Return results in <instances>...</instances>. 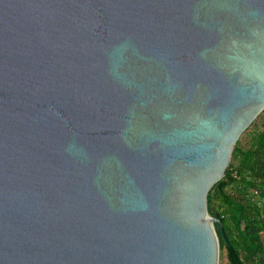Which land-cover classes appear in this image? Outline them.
I'll return each instance as SVG.
<instances>
[{"label": "water", "instance_id": "1", "mask_svg": "<svg viewBox=\"0 0 264 264\" xmlns=\"http://www.w3.org/2000/svg\"><path fill=\"white\" fill-rule=\"evenodd\" d=\"M263 110L264 0H0V264H217Z\"/></svg>", "mask_w": 264, "mask_h": 264}, {"label": "trees", "instance_id": "2", "mask_svg": "<svg viewBox=\"0 0 264 264\" xmlns=\"http://www.w3.org/2000/svg\"><path fill=\"white\" fill-rule=\"evenodd\" d=\"M207 211L221 222L224 238L214 227L228 264H264V124L250 132L247 146L237 140L224 176L208 192Z\"/></svg>", "mask_w": 264, "mask_h": 264}, {"label": "rangeland", "instance_id": "3", "mask_svg": "<svg viewBox=\"0 0 264 264\" xmlns=\"http://www.w3.org/2000/svg\"><path fill=\"white\" fill-rule=\"evenodd\" d=\"M264 124V111H262L255 119L254 121L249 125L250 126V132H253V130H260L262 129V125ZM250 132H243L240 139V144L242 146H247L248 141L250 138ZM257 197V196H256ZM217 264H228V260L226 257V250L225 248L219 247V253H218V260Z\"/></svg>", "mask_w": 264, "mask_h": 264}, {"label": "flooded vegetation", "instance_id": "4", "mask_svg": "<svg viewBox=\"0 0 264 264\" xmlns=\"http://www.w3.org/2000/svg\"><path fill=\"white\" fill-rule=\"evenodd\" d=\"M263 258H264V257H263ZM263 258H262V257L260 258V262H262V263H263Z\"/></svg>", "mask_w": 264, "mask_h": 264}, {"label": "built area", "instance_id": "5", "mask_svg": "<svg viewBox=\"0 0 264 264\" xmlns=\"http://www.w3.org/2000/svg\"><path fill=\"white\" fill-rule=\"evenodd\" d=\"M255 195H258V192L257 191H255Z\"/></svg>", "mask_w": 264, "mask_h": 264}, {"label": "crops", "instance_id": "6", "mask_svg": "<svg viewBox=\"0 0 264 264\" xmlns=\"http://www.w3.org/2000/svg\"><path fill=\"white\" fill-rule=\"evenodd\" d=\"M263 257H264V255H263ZM263 257H262V258H263Z\"/></svg>", "mask_w": 264, "mask_h": 264}]
</instances>
